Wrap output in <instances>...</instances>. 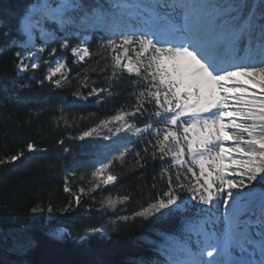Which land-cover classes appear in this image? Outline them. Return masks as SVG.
I'll return each instance as SVG.
<instances>
[{"label":"snow or ice","instance_id":"1","mask_svg":"<svg viewBox=\"0 0 264 264\" xmlns=\"http://www.w3.org/2000/svg\"><path fill=\"white\" fill-rule=\"evenodd\" d=\"M0 28L6 37L15 33L5 47L20 49L19 72L38 69L53 43L70 50L72 65L99 57L83 75L77 72L80 88L88 89L86 95L72 93L81 100L105 102L120 95L121 82L130 78L129 99L75 137L107 143L92 145L97 158L87 187L73 191L65 177L72 201L59 211L114 185L115 166L123 167L129 155L137 168L159 163L152 188L159 179L166 190L75 238V251L84 257L79 264H111L105 259L111 251L105 246L108 233L119 232L122 224L172 218L180 222V235L159 232L160 239L149 241V250L128 264H264V192L253 184L264 183V0H24L0 10ZM57 51H48L47 73L39 83H69L72 68ZM91 73L105 86L97 87ZM2 87L19 99L17 90L24 86ZM27 149L36 146L29 142ZM131 199V193H109L100 208L116 210ZM47 235L61 243L67 239L62 227ZM7 238L5 230L3 251L17 258L6 264H33L28 254L37 241L29 236L7 247Z\"/></svg>","mask_w":264,"mask_h":264},{"label":"trees","instance_id":"2","mask_svg":"<svg viewBox=\"0 0 264 264\" xmlns=\"http://www.w3.org/2000/svg\"><path fill=\"white\" fill-rule=\"evenodd\" d=\"M23 2L0 0V10L21 6ZM4 31V28H0V159L19 152L24 155L17 161L0 164V264L17 258L14 253L5 254L3 251L5 230L7 247H11L15 240L29 236L37 241V247L28 254L33 264H43L45 261L79 264L84 257L75 251V238L89 229L104 226L116 215L135 211L139 205L155 198L157 191L166 190L159 179L156 181L157 188H152V177L159 171V163L150 160L145 168H137L134 158L129 155L123 167L116 164L115 171L119 178L114 185L83 197L81 204L68 212L59 211L72 201L71 194L64 190L65 177H68L69 187L73 191L78 186L87 187L91 180L93 162L97 158V150L92 145L104 142L96 139L80 141L75 137L100 119L114 114L129 99L127 92L130 88L126 85L130 78L126 75L121 82L120 95L106 98L105 102L96 103L93 98L81 100L72 93L80 90L86 95L88 89L80 88L77 72L83 75L96 65L99 57L94 55L82 65H72L73 57L68 56L72 68L69 83L61 87H55L47 81L41 84L39 81L43 80L48 68L44 60L49 59L48 51L52 46H48L44 52L38 69L19 72L15 53L20 49L5 47L15 33L6 37ZM98 43L99 37L94 36L90 44L93 52ZM100 66H103V62ZM91 76L97 87L105 86L101 77L95 73H91ZM4 84L23 85V88L17 90L19 99L11 92L5 94L2 87ZM73 117L76 118L75 122ZM65 121H68L67 125ZM29 142L36 146L35 151L27 149ZM71 172L76 175L70 176ZM81 174L84 175L83 180L80 179ZM253 184L264 187V183ZM109 193L113 196L131 193L132 199L116 210L101 209L100 202ZM33 207L38 210L32 212ZM179 223L172 218L147 221L136 219L122 224L119 232L108 233L110 239L105 246L111 251L105 259L111 264H128L131 257L149 250V241L160 239L159 232L180 235ZM58 227L67 230V239L63 243L47 235L50 230ZM97 236L93 235L92 239L95 241Z\"/></svg>","mask_w":264,"mask_h":264},{"label":"rangeland","instance_id":"3","mask_svg":"<svg viewBox=\"0 0 264 264\" xmlns=\"http://www.w3.org/2000/svg\"><path fill=\"white\" fill-rule=\"evenodd\" d=\"M50 31H53V30H55V26H53L52 28H50L49 29ZM72 42H74L73 44H75V43H77V41L75 40V39H73L72 41H71V43ZM40 40H37V44L38 45H40ZM49 45H53L54 47H56L57 48V55H63V56H66V57H68V56H71V54H70V50H60L59 49V44L58 43H53V44H49ZM72 57V56H71ZM102 140V138H97L96 139V141H101ZM105 142V141H104ZM93 169V168H92ZM65 229V228H64Z\"/></svg>","mask_w":264,"mask_h":264}]
</instances>
